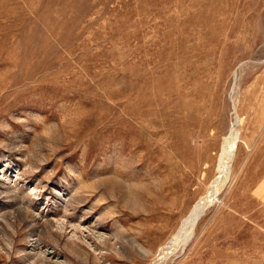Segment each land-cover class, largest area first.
<instances>
[{
    "label": "rangeland",
    "instance_id": "obj_1",
    "mask_svg": "<svg viewBox=\"0 0 264 264\" xmlns=\"http://www.w3.org/2000/svg\"><path fill=\"white\" fill-rule=\"evenodd\" d=\"M0 264H264V0H0Z\"/></svg>",
    "mask_w": 264,
    "mask_h": 264
},
{
    "label": "bare ground",
    "instance_id": "obj_2",
    "mask_svg": "<svg viewBox=\"0 0 264 264\" xmlns=\"http://www.w3.org/2000/svg\"><path fill=\"white\" fill-rule=\"evenodd\" d=\"M230 171L231 169L228 168L226 173L220 174L214 185L209 188L207 196H205L204 199L198 201L194 210V214H196L195 220H197L200 217V215L204 212V210L208 207V205H210L212 200L215 198L217 192L226 185L230 175ZM174 248H175V244H169L168 246H165V249L163 251V256H161L162 259L160 260L163 261L167 256H169L171 252L174 250Z\"/></svg>",
    "mask_w": 264,
    "mask_h": 264
}]
</instances>
